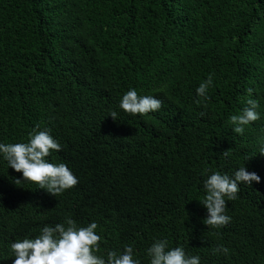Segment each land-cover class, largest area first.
Listing matches in <instances>:
<instances>
[{"label": "trees", "instance_id": "1", "mask_svg": "<svg viewBox=\"0 0 264 264\" xmlns=\"http://www.w3.org/2000/svg\"><path fill=\"white\" fill-rule=\"evenodd\" d=\"M129 88L161 109L125 113ZM249 88L261 118L236 134L228 117ZM37 125L62 145L48 159L78 183L56 197L17 185L0 160V264H12L11 242L66 217L97 222V255L130 244L148 264L147 247L166 238L200 264H264V0H0V142ZM240 166L260 182L226 201L227 225L207 226L204 170ZM217 245L228 255H212Z\"/></svg>", "mask_w": 264, "mask_h": 264}, {"label": "clouds", "instance_id": "2", "mask_svg": "<svg viewBox=\"0 0 264 264\" xmlns=\"http://www.w3.org/2000/svg\"><path fill=\"white\" fill-rule=\"evenodd\" d=\"M213 84V76L209 74L195 89L197 97L207 99V93ZM249 96L239 113L228 117L232 132L243 134L245 128L261 118L257 110L260 101L251 97L252 88L246 90ZM162 107V101L152 94H138L135 88L124 92L119 101V108L132 115H145L156 112ZM117 120V112L108 113ZM62 145L51 135L50 129L34 126L29 131L27 140L15 143L0 142V160L13 170L22 174L21 181L33 182L38 188L58 196L78 183V177L63 162L54 163L48 159L51 152H58ZM258 151L264 154V144ZM225 157L227 151L221 152ZM247 159V158H246ZM204 196L201 204L207 210L203 222L213 228H221L231 221L226 214V201L237 198L240 185L259 183L261 177L255 171H247L244 166L236 168L231 175L222 171L204 170ZM36 187V188H37ZM96 221L86 226H78L70 217L63 223L45 224L35 237H25L10 243L12 264H141L134 258V248L125 244L121 249H109L104 255H97L99 241L102 236L96 231ZM228 247L217 245L211 248V254L227 256ZM148 264H200L199 255H189L183 246L171 247L166 238H155L146 249Z\"/></svg>", "mask_w": 264, "mask_h": 264}]
</instances>
